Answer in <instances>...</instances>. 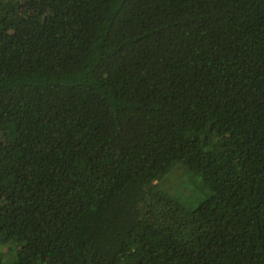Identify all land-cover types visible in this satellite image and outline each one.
Wrapping results in <instances>:
<instances>
[{"label":"trees","instance_id":"16d2710c","mask_svg":"<svg viewBox=\"0 0 264 264\" xmlns=\"http://www.w3.org/2000/svg\"><path fill=\"white\" fill-rule=\"evenodd\" d=\"M9 2L0 264H264V0Z\"/></svg>","mask_w":264,"mask_h":264},{"label":"rangeland","instance_id":"374dc122","mask_svg":"<svg viewBox=\"0 0 264 264\" xmlns=\"http://www.w3.org/2000/svg\"><path fill=\"white\" fill-rule=\"evenodd\" d=\"M9 7L12 12L11 16V23L14 25V27L17 30H22L24 27V22L25 19L32 14V6L33 2L32 0H26L23 3H20L18 0H10L9 2ZM183 175V174H181ZM177 177V174L175 175ZM200 180L197 178L191 179V185L194 188L193 193H185L187 192L186 188H180L178 187L179 185H184L185 186V178L182 180L177 181L176 184H172L174 192L177 193V195L180 197L181 201L183 204H185L189 208H194L195 206L198 205V203L206 197L208 194L207 190L204 188H201L202 186L200 185ZM185 191V192H184Z\"/></svg>","mask_w":264,"mask_h":264}]
</instances>
